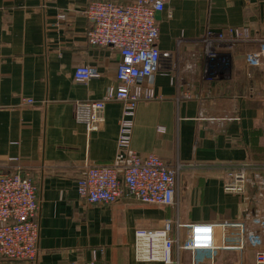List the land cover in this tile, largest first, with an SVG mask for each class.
Segmentation results:
<instances>
[{
  "label": "crops",
  "instance_id": "obj_1",
  "mask_svg": "<svg viewBox=\"0 0 264 264\" xmlns=\"http://www.w3.org/2000/svg\"><path fill=\"white\" fill-rule=\"evenodd\" d=\"M89 1L0 0V172L28 170L40 204L37 258L0 264H164L135 260L134 231L174 218L172 206L128 196L93 204L76 191L89 165L120 156V102L105 104L96 131L76 118V103L100 100L117 85L116 50L85 38ZM157 20L160 68L144 83L159 98L138 103L131 148L187 168L180 223L213 224L215 244L194 252L174 246L172 257L176 264H253L254 248L235 247L241 232L228 226L249 203L222 186L229 164L264 153V0H168ZM221 30L224 38L216 36ZM83 64L99 76L74 81ZM176 230L183 240L188 228Z\"/></svg>",
  "mask_w": 264,
  "mask_h": 264
},
{
  "label": "built area",
  "instance_id": "obj_2",
  "mask_svg": "<svg viewBox=\"0 0 264 264\" xmlns=\"http://www.w3.org/2000/svg\"><path fill=\"white\" fill-rule=\"evenodd\" d=\"M168 0H91L83 9L90 23L85 38L90 45L110 47L116 50L119 62L116 69L117 85L107 89L100 100L76 103V118L86 125L89 132L98 130L101 111L107 102L122 104L117 146L119 163L92 164L78 178V197L88 203H118L124 197H132L142 204L173 206L177 193L176 168L154 153L140 154L131 148L136 108L141 101L156 100L159 95L144 80L160 68L161 51L157 40L159 24L156 13L164 9ZM64 14L58 18L64 19ZM227 33L237 36L238 29ZM224 31L216 33L224 38ZM206 47L205 55L211 54ZM99 76L95 66L83 64L73 71V80L86 81ZM164 131L163 128H157ZM264 151V120L262 127ZM17 160V159H13ZM244 162L227 168L223 189L229 193H244L254 189L249 205L239 222L228 226L239 228L235 247L254 248L253 264H264V164L260 167ZM39 200L37 186L28 170L15 167L13 171L0 172V258L32 262L38 255ZM188 228L183 240L178 230ZM256 226V227H253ZM213 224L189 222L181 224L171 218L160 226L138 227L134 231V258L137 262H162L176 264L172 249L191 252L213 250ZM83 264H112L95 258Z\"/></svg>",
  "mask_w": 264,
  "mask_h": 264
},
{
  "label": "rangeland",
  "instance_id": "obj_3",
  "mask_svg": "<svg viewBox=\"0 0 264 264\" xmlns=\"http://www.w3.org/2000/svg\"><path fill=\"white\" fill-rule=\"evenodd\" d=\"M250 163H252V166H257V167L262 166L264 164V153H263L262 159L250 160ZM232 165H234V164L231 163L226 168H230V167H232ZM185 169H187V168L181 167L177 171L178 172V175H177V186H178V188H177V193H176L175 204L171 207L173 209V212H174V216H173L174 218H171V219L172 220H175V221H179V222L182 219V218H180V210L183 208V206H182V193L183 192H182V189H181V185H182L181 182H182V174H183L182 172H184ZM254 192H255L254 189L247 188L244 193L243 192L242 193L240 192V193H236V194L242 196L244 199L246 198L247 201H248V203H249V201L251 200L250 197L253 196ZM166 219H168V218H166Z\"/></svg>",
  "mask_w": 264,
  "mask_h": 264
},
{
  "label": "water",
  "instance_id": "obj_4",
  "mask_svg": "<svg viewBox=\"0 0 264 264\" xmlns=\"http://www.w3.org/2000/svg\"><path fill=\"white\" fill-rule=\"evenodd\" d=\"M159 14H160V12H157V13H156V18H158V17H159Z\"/></svg>",
  "mask_w": 264,
  "mask_h": 264
}]
</instances>
